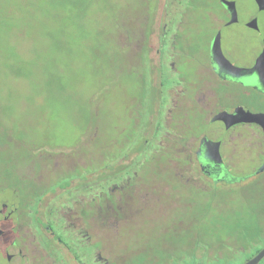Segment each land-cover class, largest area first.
<instances>
[{
  "label": "rangeland",
  "instance_id": "rangeland-1",
  "mask_svg": "<svg viewBox=\"0 0 264 264\" xmlns=\"http://www.w3.org/2000/svg\"><path fill=\"white\" fill-rule=\"evenodd\" d=\"M201 1L204 9L192 8L193 12L186 18L192 24L183 36L200 51L193 60L178 54L179 71L190 72L186 81L194 85L203 73L200 66L209 61V46L218 27L213 21L205 22L202 15L209 11L219 14L222 9L218 0ZM187 3V0H0V190L8 182L14 183L18 189V194L10 190L2 192L0 202L7 200L24 210L29 219L45 224L37 208L44 191L29 198L27 181H17L13 171L20 173L28 163L24 174L41 183L52 168L53 175L49 177L45 190L55 192L64 186L68 177L61 178L60 174L54 177V173H59L62 168L90 164L91 156L85 154L95 155V168L107 166L111 162L104 155L120 156L125 144L131 142L130 137L132 150L139 149L140 137L142 146L145 141L153 139L151 133L140 136L146 126L135 123L136 106L141 93H153L152 85L161 87L160 81L165 88L173 83L179 85L178 76L162 79L158 49L161 39H170L166 59L169 62L176 60L172 56V44L174 31L178 29L175 23L180 18L177 9L179 5L188 7ZM237 6L241 11L244 7L251 12L256 10L252 0H238ZM169 11L173 13L170 20ZM150 22L152 31L148 46H145ZM258 42L245 28H234L225 31L223 39L220 38V53L225 58L221 51L224 49L233 63L249 66L259 51ZM145 47L148 61L142 56ZM162 57L165 58L164 54ZM176 84L174 88L179 87ZM185 84L181 85L187 87ZM175 92L171 93L175 95ZM259 106L264 111V101ZM169 121L165 123V130ZM218 126L210 128L216 130ZM153 143L157 147L160 145L156 140ZM248 143L240 144V156L233 160L242 172L260 162L254 158L261 154L259 142L251 140L250 149L246 148ZM83 155L80 161L69 159ZM143 155L144 152L135 157L140 159ZM119 162L112 161V164ZM151 162L149 166L153 170L142 187V196L138 190L131 193L140 200L147 197L149 205L127 209L124 213L126 221L121 223L118 234L116 228H95V238L103 247L128 254L146 250L144 255H139V264H154L155 258L159 259V264H244L250 255L238 254L224 257L219 262H209L206 258L195 259L194 254L169 255L155 249L169 244L173 224L192 222L198 203H191L198 194H186L181 188L182 191L176 192L160 179L157 172L163 176L170 173L173 167L170 160L161 163L155 158ZM84 174V171H78L71 178L81 180ZM111 177L110 182H114L115 175ZM260 197L261 191L249 195L242 189L227 187L221 190L213 206L217 207V214L221 212L228 219L236 214L254 217L255 214L264 215L255 208L254 198ZM51 199L53 203L58 196ZM209 221L199 222L203 230L209 226ZM203 232L211 242V232ZM183 234L182 231L176 234L180 249L185 246L182 240L186 236ZM180 235L183 236L179 242ZM9 238L10 234L0 237L5 245H0V264L8 263L4 251ZM71 251L74 254L81 252L73 246ZM87 252L82 250V253ZM118 258L117 261H121L123 256ZM259 264H264V259Z\"/></svg>",
  "mask_w": 264,
  "mask_h": 264
},
{
  "label": "flooded vegetation",
  "instance_id": "flooded-vegetation-1",
  "mask_svg": "<svg viewBox=\"0 0 264 264\" xmlns=\"http://www.w3.org/2000/svg\"><path fill=\"white\" fill-rule=\"evenodd\" d=\"M218 1L222 5L220 13L207 12V22L213 21L218 24V27L209 46V61L206 65L200 66V72L203 73L198 76L200 81L196 85L183 80L191 76L190 72L178 69V54L181 52L177 49L176 39L174 38L172 44V56L176 60L171 62L166 59L171 40H160L158 53L161 55L158 65L162 79H167L168 74L173 77L178 76L179 85H176L179 87L165 88L163 81H160L162 86L156 87L147 97L144 98V94L141 93L134 121L138 122L137 125L146 126L140 136L148 134L149 128H154L151 131L153 139L147 140L146 146L141 145L140 137L139 149L132 150V138L130 137L131 142L127 143L129 148L125 144L120 156L104 155L108 156L111 165L108 162L107 166L97 168H95V155L85 154L91 156L90 164L62 168L59 173H54V177L58 174L61 178L68 177L64 186L55 192L45 190L49 177L53 175L52 168L41 183H36L35 179L24 174L28 163L20 173L13 171L17 181H27L29 198L32 195L39 196L44 191V195L39 198L37 208L39 217L43 218L46 223L40 225L36 220L29 219L24 210H19L7 200L0 202V237L10 234V241L7 242L4 251L7 264H139V255H144L146 250L140 249L133 254H128L127 252L117 253L112 248H105L95 238V228L99 226L107 229L116 228L118 234L121 223L126 221L124 213L127 209L133 210L136 207L142 208L149 205L150 201H147V197L140 200L131 193L134 191L135 194L138 190L139 195L142 196V187H145L147 176L153 170L149 164L152 163L151 159L155 158H158L161 163L168 159L173 164L167 176L157 172L166 185H170L176 192L184 189L183 192L186 194H198L192 200L191 205L197 203L214 205L221 190L228 187L242 189L249 195L261 191V197L254 198L255 208L257 211L264 210V181H262L264 180V170H262L264 166V126L257 121L264 120V111L259 106L261 101H264V85L260 81V78L264 77V61H262L264 57V0H252L256 8L252 12L247 7L241 11L237 6L238 0ZM241 27L258 39L260 48L249 66L236 65L225 50L221 49L225 56L224 59L243 69L239 77H232L228 74L225 65H222V68L218 66L216 58L217 60L218 57L221 58V53L217 51L214 55L213 43L218 33H221L223 39L225 31ZM163 40L164 44H161ZM188 41L186 42L188 46L186 55L187 58L193 60V56L198 55L199 52ZM185 83L188 84L187 87H184ZM173 91H176L175 95L171 93ZM157 116L160 117L157 119ZM169 119L170 125L165 130V123ZM143 121L145 124L146 121L150 124L153 122V124L147 126L143 124ZM216 124L219 125L216 130L210 128L212 126L215 128ZM155 140L160 143L158 147L153 143ZM246 140L249 142L246 145L248 149H250L251 140L259 142L261 154L254 156L260 161L258 165L250 167L247 172H242L235 166L233 160L239 155L240 144L247 142ZM143 152L144 155L137 159L138 153ZM85 155L69 157V159L80 161ZM116 160L120 162L113 165L112 161ZM46 164L51 165V163ZM78 171H84V177L81 180L71 178V175ZM113 175H115V181L110 182ZM15 188L12 182L3 184L0 195L6 190L18 194V189ZM55 196H58V199L52 203L51 198ZM258 205L262 206L257 208ZM45 212L49 214L42 215ZM192 217L191 223L178 222L182 223L181 226L178 223L173 224L170 230L173 234L169 237L171 239L169 244L157 246L155 249L169 255L181 252L190 255L216 254L221 257L228 255L233 257L238 254L256 255L264 248L263 240L260 242L258 240L249 246L241 245L239 241L240 236L244 235L245 226L248 227L252 223L262 229V234L258 238H264V215L255 214L254 217H250L236 214L232 218L235 220L233 222L223 214L193 215ZM196 219L200 222L209 219L208 227L212 226V221H216L220 229L219 232L214 233L216 238L211 232V242H208L204 232L198 236L205 238L200 247H196L191 241L195 237L193 224ZM179 231L184 232L186 236L182 241L187 246L183 245L182 249L176 244V234ZM221 233L223 236L220 235ZM183 235L179 236V242ZM0 245H4L1 240ZM72 246L80 249L81 252L74 254L71 251ZM82 250L88 252L82 253ZM122 256V260L117 261L118 257ZM200 259H205V257L201 256ZM206 260H209L208 257ZM158 261L159 259L155 258L153 263L159 264Z\"/></svg>",
  "mask_w": 264,
  "mask_h": 264
},
{
  "label": "trees",
  "instance_id": "trees-1",
  "mask_svg": "<svg viewBox=\"0 0 264 264\" xmlns=\"http://www.w3.org/2000/svg\"><path fill=\"white\" fill-rule=\"evenodd\" d=\"M187 2H188L187 3L188 4V7H186V6L183 7L182 5H179L181 7V10H179V6H178L177 12H180V18H179V21L177 23H175V24H178V29H176L174 31L175 32L174 36H175V39H176V41L178 43V48L177 49L181 52L180 54H183V55H186L187 54V49H188V46L186 45V42L187 41H185L186 38L183 37L184 36V31H187L191 27L190 25L192 24L191 22L188 21V19L186 20V18L188 16V14H190V13L193 12L192 11V8L194 6L195 7L196 6H199L201 8L203 7V9H204V3L201 0H187ZM205 12H206V9H205ZM172 14L173 13L171 11H169V13H168V16H169L168 19L169 20L172 19V17H173ZM206 16H207V13H204L202 15V18H203V20L205 22H207ZM174 22L175 21H173L172 24ZM151 27H152V22L148 23V25H147V29H146L147 43H146L145 46H148V39H149L150 34H151V31H152L151 30ZM195 49L197 51H200V49L199 48H196V46H195ZM144 52L145 53L142 56L144 58H146V60L148 61V56H147L148 49L146 47H145ZM169 70H171V69H169ZM172 77H173V75L170 76V74H168V76H166L167 79H171ZM187 78L188 77H185V78H183V80L186 81ZM173 85H174V83L172 85H170V86H173ZM152 87H153V91H154L157 86L152 85ZM147 95L144 94L143 97L145 98V97H147ZM143 102H145V100H143ZM139 103H140V99H139ZM149 110H150V112L152 111L150 107H149ZM143 124H145L144 121H143ZM145 125L149 126L151 124H150V122H147L146 121V124ZM148 131H149L148 133H152L151 131H153V130L151 128H149ZM146 145H147V142L145 141L144 144H143V146H146ZM216 209H217V207H214L213 205L198 204V208L194 212L193 215H195V216H199V215H221L222 214L221 212H219V214L216 213L217 212ZM253 210L254 209H252V211ZM261 212H264V210H262ZM199 222H200L199 219H196V222L193 224V231H194L195 237L193 238V240H191L195 244L196 247H200L201 246V243H203V241H205V238L204 237H198V236L202 235L203 231H209V232H212V234H214L215 232H219V230H220L217 227L218 222H216V221H212L211 222V225L212 226L206 228V230H203V228H202V226H200V223ZM243 234L244 235L243 236H240L241 238L239 239V241L242 243L241 245H247V246H249V245H252L253 243H256L258 240H259L258 242H260L261 240L264 241V238L263 237L258 238L259 235L261 236V234H262V229L260 227H258V225H254V223H252L248 227L246 225L245 228H244V230H243ZM213 237L216 238L215 237V234L213 235ZM258 250H260V248ZM254 255L255 254H251L250 257H252ZM199 256H202V257H205V258L206 257H210L209 258L210 260H208L209 262H211V260H213L215 262H219L220 261L219 258L223 259L224 257H231V255L221 257V256H218L216 254H213V255H205V254L204 255L203 254L202 255L201 254L199 255V254H196L195 255V259H197V260L200 259Z\"/></svg>",
  "mask_w": 264,
  "mask_h": 264
},
{
  "label": "water",
  "instance_id": "water-1",
  "mask_svg": "<svg viewBox=\"0 0 264 264\" xmlns=\"http://www.w3.org/2000/svg\"><path fill=\"white\" fill-rule=\"evenodd\" d=\"M260 1V0H258ZM220 38H221V33H218L214 43H213V51H214V55H216L217 51H220ZM221 55V54H220ZM218 57V60L216 58L217 64L220 68H222V65L228 69L227 72L230 76L232 77H239L241 75V72L243 71V69L235 67L234 65H232L228 60L224 59L221 55V58ZM262 61H264V57L262 59ZM260 81L263 83L264 85V77L260 78ZM258 122H260V124L262 126H264V120H257ZM262 170H264V166L262 168ZM264 259V248L261 249L253 258L249 259L248 261H246L244 264H259L262 260Z\"/></svg>",
  "mask_w": 264,
  "mask_h": 264
}]
</instances>
